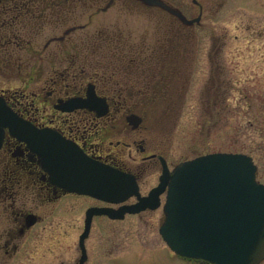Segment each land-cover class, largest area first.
I'll return each mask as SVG.
<instances>
[{"label":"flooded vegetation","instance_id":"af4514ba","mask_svg":"<svg viewBox=\"0 0 264 264\" xmlns=\"http://www.w3.org/2000/svg\"><path fill=\"white\" fill-rule=\"evenodd\" d=\"M115 1L108 0L109 7L101 11H107ZM77 5L85 2L0 0V60L9 63L13 53L40 55L38 73L20 77L24 88H0V105L6 114L0 119V264H79L80 253L57 261L56 256L47 260L21 251L33 236H39L46 221L51 224L58 209L67 213L57 207L63 199L87 197L95 201L86 209L119 206L68 190L62 182L63 172L75 155L133 176L140 196L158 184L161 160L172 169L165 156L148 152L146 140L140 137L143 118L128 108V102L151 89L162 70L171 67L165 78L174 77L170 57L178 55L175 41L201 24L202 12L199 21L191 25L166 14L169 21L160 26L159 34L156 24L152 30L132 32L120 21L104 20L100 15L101 19L95 20L97 12L89 13L86 23L66 25L74 21ZM185 17L192 20L198 16ZM46 31H51L48 37H44ZM183 37L189 41V35ZM215 48L209 58L213 65ZM63 63L66 65L60 69ZM132 117L139 119L136 126ZM32 132L35 143L30 142ZM156 171L157 182L142 190L143 178ZM137 201L132 196L124 204ZM99 217L108 219L94 216L92 223ZM171 256L181 264H208L173 252ZM84 264H90L88 254Z\"/></svg>","mask_w":264,"mask_h":264},{"label":"rangeland","instance_id":"374dc122","mask_svg":"<svg viewBox=\"0 0 264 264\" xmlns=\"http://www.w3.org/2000/svg\"><path fill=\"white\" fill-rule=\"evenodd\" d=\"M83 1L85 5H77L74 11V21L66 25L86 23L87 15L97 12L95 20L100 15L120 21L132 32L152 30L156 24L160 34V26L169 21L167 12L133 0H116L104 12L100 8L108 0ZM164 1L188 17L198 16L201 10L202 18L199 26L175 41L178 55L175 59L169 55L174 77L165 78L171 67L162 70L151 89L128 102V108L143 118L140 137L146 140L148 152L165 156L171 168L205 153L246 154L257 166V180L264 184V0ZM50 34L46 31L44 37ZM213 46L214 65L209 60ZM10 56L9 63L0 60V88H24L20 77L38 73L40 55ZM157 178V171L148 172L141 181L142 190ZM93 204L87 197L63 199L57 207L67 213L58 209L51 224L46 221L21 253L47 260L56 256L57 261L79 255L77 235L83 229L84 210ZM162 220V207L122 220L95 218L85 241L90 264H181L159 235Z\"/></svg>","mask_w":264,"mask_h":264},{"label":"water","instance_id":"95a60500","mask_svg":"<svg viewBox=\"0 0 264 264\" xmlns=\"http://www.w3.org/2000/svg\"><path fill=\"white\" fill-rule=\"evenodd\" d=\"M137 1L158 7L185 25L200 19L199 15L188 20L163 0ZM107 7L109 4L104 10ZM3 115L0 106V117ZM135 120L134 126L139 122L137 117ZM30 142L35 143L34 135ZM65 167L62 182L70 192L115 204L133 194L138 198V203L131 206L86 211L79 237L80 264L86 259L84 241L94 215L123 219L126 213L153 210L159 207V196L164 192V219L159 234L175 254L211 264H258L264 259V185L256 180V166L248 155L210 153L184 161L171 172L163 163L159 184L146 197L138 196L134 177L86 161L80 155L74 158V164Z\"/></svg>","mask_w":264,"mask_h":264}]
</instances>
